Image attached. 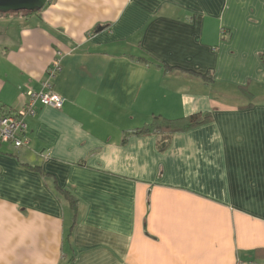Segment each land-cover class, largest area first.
<instances>
[{"label": "crops", "instance_id": "obj_1", "mask_svg": "<svg viewBox=\"0 0 264 264\" xmlns=\"http://www.w3.org/2000/svg\"><path fill=\"white\" fill-rule=\"evenodd\" d=\"M57 53L61 108L38 106L28 144L0 146V264H264V0L0 15V116ZM197 113L211 121L162 152L130 134Z\"/></svg>", "mask_w": 264, "mask_h": 264}, {"label": "built area", "instance_id": "obj_2", "mask_svg": "<svg viewBox=\"0 0 264 264\" xmlns=\"http://www.w3.org/2000/svg\"><path fill=\"white\" fill-rule=\"evenodd\" d=\"M61 54L57 53L56 57L46 69L45 80L41 84L40 91L25 92L26 101L19 112L5 113L0 116V146L10 145L14 149L24 147L28 144L26 134V124L24 117L33 116L37 107H49L58 109L62 106V98L54 93L52 81L61 70ZM236 264H253L237 262Z\"/></svg>", "mask_w": 264, "mask_h": 264}, {"label": "trees", "instance_id": "obj_3", "mask_svg": "<svg viewBox=\"0 0 264 264\" xmlns=\"http://www.w3.org/2000/svg\"><path fill=\"white\" fill-rule=\"evenodd\" d=\"M50 1V0H49ZM34 13H18L6 14L1 16H28ZM207 81L211 80L207 76L204 77ZM211 121V116L208 113H197L186 118L169 121L161 117H153L152 120L140 129L133 130L130 134L140 137L153 135L159 138L158 150L164 151L166 148V141L175 133H184L196 127L208 124ZM68 198L70 199L69 195ZM72 200V199H71Z\"/></svg>", "mask_w": 264, "mask_h": 264}, {"label": "water", "instance_id": "obj_4", "mask_svg": "<svg viewBox=\"0 0 264 264\" xmlns=\"http://www.w3.org/2000/svg\"><path fill=\"white\" fill-rule=\"evenodd\" d=\"M49 0H0V14L37 13Z\"/></svg>", "mask_w": 264, "mask_h": 264}]
</instances>
